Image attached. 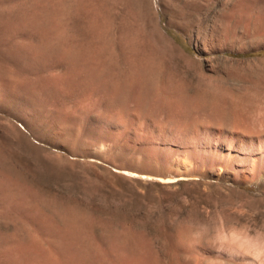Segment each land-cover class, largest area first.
<instances>
[{"label": "rangeland", "instance_id": "374dc122", "mask_svg": "<svg viewBox=\"0 0 264 264\" xmlns=\"http://www.w3.org/2000/svg\"><path fill=\"white\" fill-rule=\"evenodd\" d=\"M263 114L264 0H0V264H264Z\"/></svg>", "mask_w": 264, "mask_h": 264}, {"label": "bare ground", "instance_id": "6f19581e", "mask_svg": "<svg viewBox=\"0 0 264 264\" xmlns=\"http://www.w3.org/2000/svg\"><path fill=\"white\" fill-rule=\"evenodd\" d=\"M88 1H90V0H88ZM142 33L143 32H141V34ZM155 45H157V43L155 44V42H154V46ZM154 46H152V47H154ZM257 130H258V128H257ZM258 137L260 138L259 140H257ZM245 138H246V139H244L245 140V143L248 145L247 147L250 148L249 156H248V160H247L248 164H246L245 168L250 173H252L254 176H256L255 174H257L258 172L259 173H262L261 170H260V168L262 167L261 164L263 165V161H264V129L261 130V131L259 130V131L254 132V133H249V134H247V136ZM255 138L257 140V142H256L257 144L254 142L255 141ZM254 145H256V146H254ZM244 146H246V145H244ZM229 153L231 154L232 152H229ZM169 166H176L178 169H180V167L175 163L174 157H172V159L169 160ZM184 171H186V170H184ZM160 180L163 181V182H166V181L169 182L172 179L170 177H168V179L160 178Z\"/></svg>", "mask_w": 264, "mask_h": 264}, {"label": "water", "instance_id": "95a60500", "mask_svg": "<svg viewBox=\"0 0 264 264\" xmlns=\"http://www.w3.org/2000/svg\"><path fill=\"white\" fill-rule=\"evenodd\" d=\"M187 172L184 171L183 168H180V169H172L170 170L169 172L167 171L163 177H159V176H153V177H156V178H164V179H168V177H170L172 180L169 181V182H175L177 180H181L183 178H185L187 176ZM168 183V181H166Z\"/></svg>", "mask_w": 264, "mask_h": 264}]
</instances>
